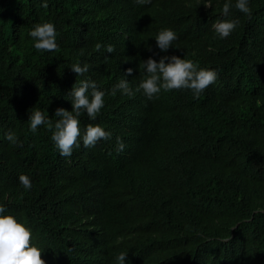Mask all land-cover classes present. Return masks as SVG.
Segmentation results:
<instances>
[{
	"label": "trees",
	"instance_id": "1",
	"mask_svg": "<svg viewBox=\"0 0 264 264\" xmlns=\"http://www.w3.org/2000/svg\"><path fill=\"white\" fill-rule=\"evenodd\" d=\"M213 2L0 0V203L33 229L47 264H118L120 251L130 264H264V0H249L250 16L233 0L239 23L226 38L211 27L224 0ZM45 20L56 25L55 50L36 49L29 35ZM162 28L177 32L167 53L154 37ZM173 53L215 68L217 79L199 97L110 94L126 76L135 88L143 59ZM76 62L89 71L78 76ZM85 78L108 94L80 126L100 123L112 136L66 157L53 129H30V110L55 121ZM10 130L18 143L5 138Z\"/></svg>",
	"mask_w": 264,
	"mask_h": 264
},
{
	"label": "clouds",
	"instance_id": "2",
	"mask_svg": "<svg viewBox=\"0 0 264 264\" xmlns=\"http://www.w3.org/2000/svg\"><path fill=\"white\" fill-rule=\"evenodd\" d=\"M43 7L47 8L49 0H41ZM138 3H149L150 0H137ZM205 5L212 7L213 0H204ZM234 5L240 11L251 15L249 0H234ZM233 0H224L222 16L217 18L211 25L214 33L220 38H226L237 27L238 18H231ZM29 35L34 40V47L38 50H55L59 47L57 28L54 22L45 20L36 23L30 30ZM156 46L167 53L174 46L173 42L178 38L177 32L172 28H162L155 34ZM97 49L106 48L108 53L115 50L111 43L104 45L97 42ZM151 50V46H149ZM155 55H159L156 53ZM155 55L143 59L140 64L142 76L139 82L132 85L126 77L120 78L111 88L110 94L116 95L117 91L128 96H134L136 92L142 93L148 99H154L162 90L190 89L196 97L212 84L218 77L215 68L201 67L199 63L188 56L178 54L161 55L159 59ZM71 69L83 75L89 71L87 63L76 62L71 64ZM128 73H133L134 68L129 67ZM108 90L98 86L95 79L85 78L77 80L67 93L73 105L72 110L63 106L57 107L53 121L44 111L39 108L30 110L28 119L30 129L33 132L39 130L41 125L53 129L52 137L55 146L63 156H71L74 147H79L81 142L85 147L95 146L102 138L107 140L112 132L100 123H89L85 128L80 126L79 116L86 112L91 120H96L97 114L105 105V96ZM5 138L12 144L19 142V137L14 131H8ZM126 147L122 138H118L117 150L122 151ZM19 182L25 189H31L32 179L28 174L21 173ZM44 247L36 243L33 229L18 216L7 211V206L0 203V264H47L42 258ZM128 251H120L116 257L118 264H130L127 259Z\"/></svg>",
	"mask_w": 264,
	"mask_h": 264
}]
</instances>
